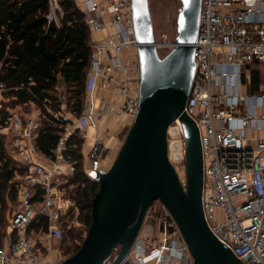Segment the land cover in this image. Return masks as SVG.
Wrapping results in <instances>:
<instances>
[{"label": "built area", "instance_id": "obj_1", "mask_svg": "<svg viewBox=\"0 0 264 264\" xmlns=\"http://www.w3.org/2000/svg\"><path fill=\"white\" fill-rule=\"evenodd\" d=\"M55 1L51 0L50 17L59 22L62 9ZM260 1L201 0L199 32L193 43L195 75L184 109L200 132L205 219L215 237L243 264H264V137H249L242 124L245 119L256 120L253 100L258 99L264 123V93L249 95L240 90L250 83L247 68L264 63V26L249 29ZM83 11L91 36L104 29L101 15L105 11L112 14L117 29L100 41L91 40L83 114L71 119L62 112L64 106L59 111L47 108L66 123L52 156L44 155L35 143L41 117L9 109L6 125L0 126L18 168L17 196L6 212L4 229L0 222V264L65 260V234L86 228L74 186L69 185L76 162L67 155L68 140L76 131L85 137L88 122L102 117L135 118L140 108L141 68L132 0L105 4L91 0ZM126 48L136 50L134 58H124ZM5 90L0 82V96ZM186 146L178 118L168 130V157L185 189ZM98 148L94 144L90 156ZM160 205L162 213L155 217L158 226L148 225L145 234L140 232L123 264H194L173 216Z\"/></svg>", "mask_w": 264, "mask_h": 264}, {"label": "water", "instance_id": "obj_2", "mask_svg": "<svg viewBox=\"0 0 264 264\" xmlns=\"http://www.w3.org/2000/svg\"><path fill=\"white\" fill-rule=\"evenodd\" d=\"M176 46L160 57L149 0H132L141 68L140 108L112 166L96 171L99 190L79 250L59 264H123L148 210L159 200L177 223L194 264H243L215 237L202 206L204 160L200 132L184 111L195 75L201 0H181ZM180 119L186 140L185 189L168 157V130Z\"/></svg>", "mask_w": 264, "mask_h": 264}, {"label": "trees", "instance_id": "obj_3", "mask_svg": "<svg viewBox=\"0 0 264 264\" xmlns=\"http://www.w3.org/2000/svg\"><path fill=\"white\" fill-rule=\"evenodd\" d=\"M55 4L62 9L59 22L50 17L51 0H0V82L6 86L3 95L12 99L13 106L33 103L43 111L35 143L46 156H52L64 126L47 108L61 109L63 102L58 90L63 84L66 106L75 117H80L86 101V74L91 65V35L84 11L75 0H56ZM252 71L250 91L255 92L260 86L261 70ZM9 117L8 109L0 110L1 127ZM6 139L0 130V222L3 225L6 212L17 196L18 171ZM82 146L83 138L76 131L67 143V155L76 162L69 185L74 186V198L80 204L88 229L99 183L84 169ZM43 221L47 226L48 221ZM77 232L72 229L68 235L76 238ZM113 253L108 261L117 257Z\"/></svg>", "mask_w": 264, "mask_h": 264}, {"label": "rangeland", "instance_id": "obj_4", "mask_svg": "<svg viewBox=\"0 0 264 264\" xmlns=\"http://www.w3.org/2000/svg\"><path fill=\"white\" fill-rule=\"evenodd\" d=\"M149 5L152 14V22L155 33V39L157 43V50L160 57H165L174 48L172 44L177 42V36L179 34L177 18L182 8V2L181 0H149ZM131 51H132L131 53L132 58H134L136 50L135 51L131 50ZM58 94L60 95V99L63 102L62 107L64 106L62 112L64 114H68L71 117V119H76L75 115L69 110V108L65 104V100H66L65 85L63 84L59 85ZM4 109H8V110L12 109L20 114H28L30 116H39V117H41L43 113V111L33 103H30L27 106H19V107L13 106L12 99L5 97L2 93V96H0V110H4ZM133 121L134 118L129 117L128 119H122L121 121L119 120L118 122L115 121L116 124L113 126H112V122L111 123H106V121L99 122L98 126L89 129V133L88 130L87 132H85L86 136L83 137V146H82L83 165L85 171L86 168H91L93 166L94 168L92 172L94 171V169H97L98 171L99 170L107 171L110 169L125 141L126 135L131 125L133 124ZM63 124L64 126L66 125L65 122H63ZM114 126L115 128H113ZM94 144L98 145L99 148L95 153V155L93 154L94 158L91 159L92 157L90 156L91 154L90 151ZM91 161L94 164L93 166H91L92 163ZM95 161H98V163H96ZM92 176L90 175V177ZM73 177L74 175L69 178V182L71 181V179H73ZM160 203L161 202L159 200H156L148 210L141 233L143 232V234H145L148 225H153L155 227L158 226V221L156 220L155 217L159 216L162 213L163 208L161 207ZM6 222L7 221H5L3 225V229L6 227ZM87 231L88 229L86 225V228L81 229L75 234L77 235L76 238L69 236L68 232L65 234L62 244L64 259H67L69 256H71L73 252L76 251V248L82 244L83 239L87 235ZM119 250L120 247H118V249L114 251L113 257H116L118 255Z\"/></svg>", "mask_w": 264, "mask_h": 264}, {"label": "crops", "instance_id": "obj_5", "mask_svg": "<svg viewBox=\"0 0 264 264\" xmlns=\"http://www.w3.org/2000/svg\"><path fill=\"white\" fill-rule=\"evenodd\" d=\"M75 1H76L77 5L82 10H85L87 4L91 0H75ZM97 1L102 2L103 4H105L107 2H113V1H118V0H97ZM252 18L254 20L253 21L254 23L251 25V27H249V29H251L252 31L253 30L255 31L256 29L264 26V0L260 1L259 3H257L255 5L254 13L252 14ZM101 19L105 22V27H104L103 30H101V31L95 33L93 36H91L92 42L100 41V40L104 39L108 34H110V33L112 34V33H116L117 32L116 26L112 22V14H110V13L105 11V12L102 13ZM124 51H125V53H124ZM124 51H123L124 58L125 59H132V54H131L132 51L129 48L124 49ZM253 69L261 70L260 86H259V89L257 91H255V92H251L250 91V87H251L250 85H251V82H252V72H253L252 70ZM247 71L250 72V75H251L250 83L242 85L241 88H240L241 92L247 93L249 95H261L262 93H264V63L255 62V63L251 64L247 68ZM251 103H252V101H251ZM253 104L256 105V114H257L256 120L252 121V120L245 119L242 122V124L246 128V131H247V134H248L249 137H251V138L264 137V123H261V119H260V117L263 115V107L260 104V99L253 100ZM246 108L247 107H245V109ZM128 118L129 117H127V116L117 117V118H115V117H102V118L96 119L93 123L92 122H88L87 123V130H88V133H89V129H91L92 127L98 126L99 122H105L106 121V123H111L114 120L112 122V126H113L119 120L121 121L122 119H128ZM113 128H115V126ZM87 130H86V132H87ZM91 157H92L91 159L94 158L93 156H91ZM95 162L98 163V161H95ZM93 165L94 164L92 162L91 166H93ZM91 168H86L87 174L91 175V176L93 175L92 178H95L96 171H98V170L94 169V171L92 172L94 166L91 167ZM95 168H97V167H95ZM99 171H102V170H99Z\"/></svg>", "mask_w": 264, "mask_h": 264}, {"label": "snow or ice", "instance_id": "obj_6", "mask_svg": "<svg viewBox=\"0 0 264 264\" xmlns=\"http://www.w3.org/2000/svg\"><path fill=\"white\" fill-rule=\"evenodd\" d=\"M185 2H187V0H185Z\"/></svg>", "mask_w": 264, "mask_h": 264}]
</instances>
